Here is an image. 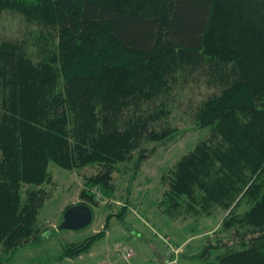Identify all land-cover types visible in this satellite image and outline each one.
<instances>
[{"label":"trees","instance_id":"16d2710c","mask_svg":"<svg viewBox=\"0 0 264 264\" xmlns=\"http://www.w3.org/2000/svg\"><path fill=\"white\" fill-rule=\"evenodd\" d=\"M4 11L33 27L39 51L34 61L29 39L0 40L5 253L40 232L49 162L99 165L87 182L110 194L116 162L172 138L169 99L191 76L215 90L193 107L196 125L209 131L165 174L167 200L230 209L224 225L237 227L241 242L222 264H264V0H0ZM243 201L249 208L236 211ZM103 234L59 257L81 254Z\"/></svg>","mask_w":264,"mask_h":264},{"label":"rangeland","instance_id":"374dc122","mask_svg":"<svg viewBox=\"0 0 264 264\" xmlns=\"http://www.w3.org/2000/svg\"><path fill=\"white\" fill-rule=\"evenodd\" d=\"M0 17V40L6 37L29 39V54L39 60L36 34L20 15L4 11ZM214 87L205 81L190 80L176 87L169 99V121L177 129L172 138L152 141L134 151L129 159L118 161L112 174L110 194L98 183L87 182L101 167H62L49 162L50 192L38 214L40 232L35 239L20 245L13 253L0 247L4 264H222L232 247H240L237 227L228 228L224 218L230 209L210 211L190 209L181 200L174 207L167 200V174L186 152L208 134L209 127L196 125L193 107ZM142 157V159H140ZM92 194L98 200L93 204ZM85 203L93 219L80 229H58L67 207ZM250 204L243 201L236 209L244 212ZM110 222L107 229V217ZM104 230L88 250L74 257H59L67 246ZM241 231L242 228H239ZM239 249V248H238Z\"/></svg>","mask_w":264,"mask_h":264},{"label":"water","instance_id":"95a60500","mask_svg":"<svg viewBox=\"0 0 264 264\" xmlns=\"http://www.w3.org/2000/svg\"><path fill=\"white\" fill-rule=\"evenodd\" d=\"M92 208L85 203L73 204L67 207L58 229H80L91 223Z\"/></svg>","mask_w":264,"mask_h":264}]
</instances>
